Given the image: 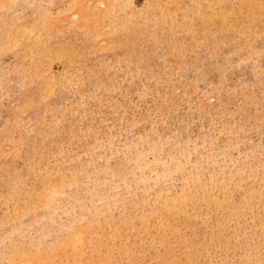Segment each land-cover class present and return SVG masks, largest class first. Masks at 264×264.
I'll return each mask as SVG.
<instances>
[{"label":"rangeland","instance_id":"374dc122","mask_svg":"<svg viewBox=\"0 0 264 264\" xmlns=\"http://www.w3.org/2000/svg\"><path fill=\"white\" fill-rule=\"evenodd\" d=\"M0 264H264V0H0Z\"/></svg>","mask_w":264,"mask_h":264}]
</instances>
